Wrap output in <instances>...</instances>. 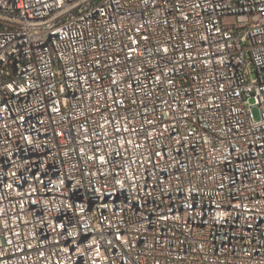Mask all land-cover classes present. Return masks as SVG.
<instances>
[{
	"label": "built area",
	"instance_id": "obj_1",
	"mask_svg": "<svg viewBox=\"0 0 264 264\" xmlns=\"http://www.w3.org/2000/svg\"><path fill=\"white\" fill-rule=\"evenodd\" d=\"M0 56V264H264V0H0Z\"/></svg>",
	"mask_w": 264,
	"mask_h": 264
},
{
	"label": "bare ground",
	"instance_id": "obj_2",
	"mask_svg": "<svg viewBox=\"0 0 264 264\" xmlns=\"http://www.w3.org/2000/svg\"><path fill=\"white\" fill-rule=\"evenodd\" d=\"M41 39L45 43H58L61 40L60 28L54 23H45L44 29L41 32ZM25 53H30V45L18 46V53L9 54L10 67L18 70L25 71L28 65V57ZM236 54L224 53L223 66L226 68L227 74L231 77H239L244 75L243 64H236ZM6 74V64H4L0 56V75ZM63 99L67 102H79L78 88L76 85H66L63 89ZM9 106V98L0 99V108Z\"/></svg>",
	"mask_w": 264,
	"mask_h": 264
},
{
	"label": "rangeland",
	"instance_id": "obj_3",
	"mask_svg": "<svg viewBox=\"0 0 264 264\" xmlns=\"http://www.w3.org/2000/svg\"><path fill=\"white\" fill-rule=\"evenodd\" d=\"M253 114H254V116H255L256 118L259 117V112H258L257 108H253Z\"/></svg>",
	"mask_w": 264,
	"mask_h": 264
}]
</instances>
